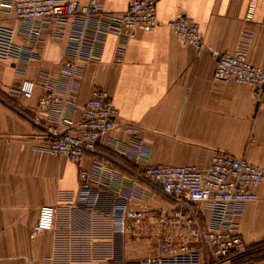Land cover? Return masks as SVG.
<instances>
[{"label":"crops","instance_id":"obj_1","mask_svg":"<svg viewBox=\"0 0 264 264\" xmlns=\"http://www.w3.org/2000/svg\"><path fill=\"white\" fill-rule=\"evenodd\" d=\"M72 1L79 7L90 3ZM249 1L156 0L155 30H138L121 58L116 54L119 41L110 36L99 62H83L74 121H80L81 109L99 87L110 94L120 125L99 140V148L110 152L111 147H119L121 160L128 166L142 169L128 150L131 136L124 130L125 125H136L141 131L137 138L146 139L150 165L206 169L214 154L225 153L264 170V101L250 87L215 80L220 57L237 49L243 32L251 37L249 61L264 67V0H259L253 21L246 22ZM103 9L124 13L128 0H106ZM179 17L197 24L201 46L186 45L167 27ZM0 22L17 29L1 11ZM40 40L37 59L29 64L25 76L11 62L0 61V264L144 260L151 253L147 241L116 236L110 216L77 203L79 173L91 168L93 157L77 165L37 149L43 142L28 118L39 113L43 92L36 90L32 99L25 100L13 90L23 78L37 79L41 72L57 78L66 50L65 40L53 38V27L43 30ZM15 41L25 44L24 35L17 31ZM116 176L125 183L131 179L118 169ZM149 192L163 198L161 193ZM257 194L258 201L246 204L238 219L239 233L249 247L264 242V184ZM42 206L56 208L55 225L52 231L36 235ZM143 207L156 210L158 203L144 197L131 205L133 209ZM222 215L220 205L215 213H202L201 218L208 223Z\"/></svg>","mask_w":264,"mask_h":264},{"label":"built area","instance_id":"obj_2","mask_svg":"<svg viewBox=\"0 0 264 264\" xmlns=\"http://www.w3.org/2000/svg\"><path fill=\"white\" fill-rule=\"evenodd\" d=\"M105 1L90 0L79 7L72 0H0V11L17 26L0 22V61L11 62L21 76L37 59L43 30L53 27V38L66 41L65 59L57 78L41 72L37 79L23 78L13 90L25 100L32 99L36 90L43 92L39 113L28 118L43 142L37 149L77 165L87 156L93 157L91 168L79 173L77 203L110 216L116 236L145 240L151 246L146 259L122 264H231L249 249L239 233L238 219L246 204L259 199L257 190L264 184L262 168L225 153L214 154L206 169L150 165L146 139L137 138L140 128L125 125L124 130L131 136L128 150L142 165L136 170L121 160L123 151L119 147H111L110 152L99 148V140L120 127L118 109L108 91L99 87L93 89L81 109L80 121H74L83 62H99L110 36L118 39L116 54L121 58L138 30L153 31L158 26L156 0H128V9L121 14L106 13ZM258 2L249 1L246 22L253 21ZM167 27L186 45L201 46L198 26L190 18H176ZM17 31L24 35L25 44L16 43ZM250 38L243 32L237 49L220 57L215 80L250 87L261 102L264 67L249 61ZM116 169L131 176L128 183L116 176ZM144 197H152L158 209L131 208ZM220 205L222 218L204 223L202 213H215ZM55 218V207L42 206L34 233L52 231Z\"/></svg>","mask_w":264,"mask_h":264},{"label":"trees","instance_id":"obj_3","mask_svg":"<svg viewBox=\"0 0 264 264\" xmlns=\"http://www.w3.org/2000/svg\"><path fill=\"white\" fill-rule=\"evenodd\" d=\"M261 261H264V242L249 247L245 255L236 257L231 264H256Z\"/></svg>","mask_w":264,"mask_h":264}]
</instances>
